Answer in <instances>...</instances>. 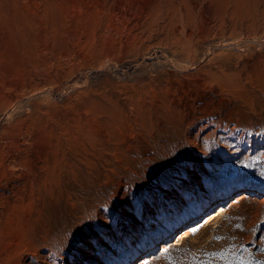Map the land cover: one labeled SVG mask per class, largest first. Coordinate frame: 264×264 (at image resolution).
I'll list each match as a JSON object with an SVG mask.
<instances>
[{
  "label": "rangeland",
  "instance_id": "1",
  "mask_svg": "<svg viewBox=\"0 0 264 264\" xmlns=\"http://www.w3.org/2000/svg\"><path fill=\"white\" fill-rule=\"evenodd\" d=\"M124 261L264 264V0H0V264Z\"/></svg>",
  "mask_w": 264,
  "mask_h": 264
},
{
  "label": "bare ground",
  "instance_id": "2",
  "mask_svg": "<svg viewBox=\"0 0 264 264\" xmlns=\"http://www.w3.org/2000/svg\"><path fill=\"white\" fill-rule=\"evenodd\" d=\"M250 190H252L251 188H247V189H244V191H241V192H239V193H237V199H243V198H245L246 197V195H247V192L248 191H250ZM225 200H226V198L223 196V197H220V199H218V201L220 202V204L219 205H217L216 206V211H215V213H213V215H211L210 217H212V216H216V215H218L221 211H222V208H223V202H225ZM206 206H208V204L207 205H205V207ZM204 207V208H205ZM201 213V211L200 210H197L196 212H195V214H193V216H192V221L194 220V223H191L190 225H188V226H186V227H184L182 230V234L184 235V234H186V233H188V232H190L194 227H195V225L197 224V222H198V215ZM171 239V236L169 235H167V237H165L164 239H163V243H165V242H167V241H169ZM154 248H156V247H152L151 249H149L146 253H143L144 255L142 256V258L143 257H145V256H147V254H149ZM147 250V249H146ZM146 254V255H145ZM126 261H124V262H122V263H120V264H124Z\"/></svg>",
  "mask_w": 264,
  "mask_h": 264
},
{
  "label": "trees",
  "instance_id": "3",
  "mask_svg": "<svg viewBox=\"0 0 264 264\" xmlns=\"http://www.w3.org/2000/svg\"><path fill=\"white\" fill-rule=\"evenodd\" d=\"M248 193H249V192H247V196H248Z\"/></svg>",
  "mask_w": 264,
  "mask_h": 264
}]
</instances>
